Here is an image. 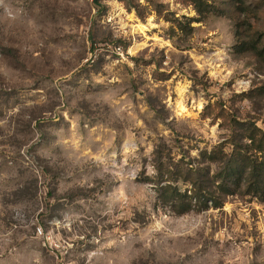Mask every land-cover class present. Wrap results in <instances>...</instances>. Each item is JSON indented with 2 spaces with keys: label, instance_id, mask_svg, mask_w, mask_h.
<instances>
[{
  "label": "rangeland",
  "instance_id": "374dc122",
  "mask_svg": "<svg viewBox=\"0 0 264 264\" xmlns=\"http://www.w3.org/2000/svg\"><path fill=\"white\" fill-rule=\"evenodd\" d=\"M208 2L0 0V264H264V0Z\"/></svg>",
  "mask_w": 264,
  "mask_h": 264
},
{
  "label": "trees",
  "instance_id": "16d2710c",
  "mask_svg": "<svg viewBox=\"0 0 264 264\" xmlns=\"http://www.w3.org/2000/svg\"><path fill=\"white\" fill-rule=\"evenodd\" d=\"M194 5L195 9L200 14L201 16H205L208 13L211 12H217V9L213 6L211 2H208V0H191ZM178 20V19H173V21ZM200 20V19H199ZM186 27H189L192 29L191 22L186 25ZM181 30H185L183 27H179ZM251 45L248 42H245L243 47L246 49L249 48L248 46ZM255 47L257 50V47L255 45H252ZM249 139L251 141H254L255 135L250 134ZM259 151L264 152L263 149H259L258 147L256 148ZM248 164V165H247ZM236 168L238 171H247L249 169V181L251 187H253L255 190H263L262 184H264V179H261L260 176L262 172L264 171V161H258L256 158H250L245 157L237 165L236 167H233L232 169ZM231 169V170H232ZM163 181L157 182V186L159 187V196L163 200H169L170 202L174 203L175 209H177L178 213H186L192 208L193 204V199L197 196V191L196 189L193 190L191 194L188 193V190H186L184 193L180 190V188L177 185H174L170 180H166L164 184H162ZM213 202V206L215 208L221 206V202L217 201L215 195H210L209 197L205 198V205H207V201L210 200Z\"/></svg>",
  "mask_w": 264,
  "mask_h": 264
},
{
  "label": "bare ground",
  "instance_id": "6f19581e",
  "mask_svg": "<svg viewBox=\"0 0 264 264\" xmlns=\"http://www.w3.org/2000/svg\"><path fill=\"white\" fill-rule=\"evenodd\" d=\"M140 27H142V26H140ZM144 27V26H143Z\"/></svg>",
  "mask_w": 264,
  "mask_h": 264
}]
</instances>
